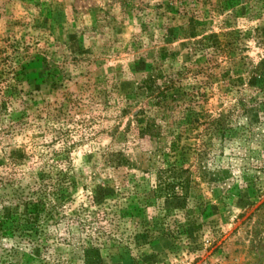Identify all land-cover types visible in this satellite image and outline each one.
I'll list each match as a JSON object with an SVG mask.
<instances>
[{
	"label": "rangeland",
	"instance_id": "rangeland-1",
	"mask_svg": "<svg viewBox=\"0 0 264 264\" xmlns=\"http://www.w3.org/2000/svg\"><path fill=\"white\" fill-rule=\"evenodd\" d=\"M0 264H264V0H0Z\"/></svg>",
	"mask_w": 264,
	"mask_h": 264
},
{
	"label": "trees",
	"instance_id": "trees-1",
	"mask_svg": "<svg viewBox=\"0 0 264 264\" xmlns=\"http://www.w3.org/2000/svg\"><path fill=\"white\" fill-rule=\"evenodd\" d=\"M146 126H142L141 127V133L144 135H146ZM171 183L169 185V187H167V189L165 190H168L166 191L168 195L170 196H174V197H177V196H183L185 194H188L186 191H187V186L189 185V177L187 175H185V169L182 168V167H174L173 168V171L171 173ZM177 183L179 184V187L180 189L179 190H176L174 189V184L173 183ZM172 184V185H171ZM162 186H165V183H162L159 185L158 190H163L164 188L166 187H162ZM33 191V192H32ZM30 192V195L28 194L27 196L25 195H20V197H15V198H12V199H5L6 202H9V201H14V202H19V201H30L32 199H36L38 202H41L44 197H45V192L42 191V188H39L38 190H32ZM181 192H183L182 195ZM33 193V195H32ZM179 222V221H177Z\"/></svg>",
	"mask_w": 264,
	"mask_h": 264
}]
</instances>
